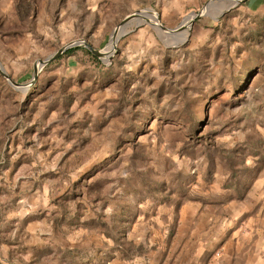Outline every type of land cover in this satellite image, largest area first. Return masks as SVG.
Instances as JSON below:
<instances>
[{
  "label": "rangeland",
  "instance_id": "1",
  "mask_svg": "<svg viewBox=\"0 0 264 264\" xmlns=\"http://www.w3.org/2000/svg\"><path fill=\"white\" fill-rule=\"evenodd\" d=\"M28 1L33 17L19 18L16 0H0V68L18 84L70 42L102 49L124 17L145 22L124 27L100 66L76 51L22 91L0 76V264H147L143 224L255 192L264 0L230 3L187 30L207 2L214 13L228 3Z\"/></svg>",
  "mask_w": 264,
  "mask_h": 264
},
{
  "label": "crops",
  "instance_id": "2",
  "mask_svg": "<svg viewBox=\"0 0 264 264\" xmlns=\"http://www.w3.org/2000/svg\"><path fill=\"white\" fill-rule=\"evenodd\" d=\"M263 184L264 178L255 180L256 193L243 202L181 207L173 224H143L140 233H148L146 244L153 249L147 264H264Z\"/></svg>",
  "mask_w": 264,
  "mask_h": 264
},
{
  "label": "water",
  "instance_id": "3",
  "mask_svg": "<svg viewBox=\"0 0 264 264\" xmlns=\"http://www.w3.org/2000/svg\"><path fill=\"white\" fill-rule=\"evenodd\" d=\"M219 1H225V2H230L232 0H219ZM235 5H237L238 3L244 1V0H235ZM211 3V2H207L198 12L191 14V18H190V24L193 22L194 19L198 18L199 16L203 15L202 11L204 10V8H206V6ZM144 12V11H143ZM144 21V19L142 17L139 16V14L137 13H132L126 17H124L119 24L114 27V29L112 30L111 34L109 35V38L107 40V44L106 46H104L102 49H95L92 48L89 44L85 43L83 40H78V41H73L70 42L68 44H66L65 46H63L62 48L58 49L56 52H54L52 55H50L49 57L43 59V60H39L37 62H35L32 66V74H31V78L29 79V81L25 84H18L13 82L0 68V76L14 89H17L19 91L25 90L26 88L32 86L35 83L37 74L40 70L41 67H44L46 64L50 63L51 61H53L54 59L58 58L64 51H66L67 49L70 48H84L86 49L91 55H93L96 58H100L103 55V51L104 49L109 45L110 42H114L121 36L122 34V30L124 27H126L130 22L133 21ZM145 22V21H144ZM159 28L163 31H168V32H179V30L181 29L180 26L174 30H167L165 29L163 26H161L158 22H157ZM114 43H113V47L112 50L114 48Z\"/></svg>",
  "mask_w": 264,
  "mask_h": 264
},
{
  "label": "trees",
  "instance_id": "4",
  "mask_svg": "<svg viewBox=\"0 0 264 264\" xmlns=\"http://www.w3.org/2000/svg\"><path fill=\"white\" fill-rule=\"evenodd\" d=\"M33 7H34L33 4L31 2H29L28 0H16V13L19 16V18L28 17L29 16V12L31 14V17H33V15H34ZM76 51H80L83 55L87 56L92 64H94L96 66H100L99 61L84 48H70V49H67L58 58H56L54 60H58V59H60L61 57H64V56H66V57L70 56V55L74 54ZM49 64H47L46 66H48ZM107 235H109V234H107ZM125 252L129 253L130 249L129 248H125Z\"/></svg>",
  "mask_w": 264,
  "mask_h": 264
},
{
  "label": "bare ground",
  "instance_id": "5",
  "mask_svg": "<svg viewBox=\"0 0 264 264\" xmlns=\"http://www.w3.org/2000/svg\"><path fill=\"white\" fill-rule=\"evenodd\" d=\"M223 2H225V1H223ZM236 1L235 0H232V1H230V2H225V3H228V5L226 6V7H223L222 9H220V10H218L217 12H213L212 10H213V6L214 5H211L212 3H209L207 6H206V8H204V10L202 11V13L204 14V15H211V16H214V17H216V16H218L222 11H224L225 9H227L232 3H235ZM231 3V4H230ZM143 13V12H142ZM144 13H146V14H151L152 15V13L150 12V11H146V12H144ZM153 16V15H152ZM155 18V17H154ZM190 18H191V16L190 17H188V22H187V28H186V30L188 29V27H189V25H190ZM156 20V19H155ZM182 27V26H181ZM113 43L114 42H110L109 43V45H110V47H111V51H112V47H113ZM108 45V46H109ZM107 46V47H108Z\"/></svg>",
  "mask_w": 264,
  "mask_h": 264
}]
</instances>
